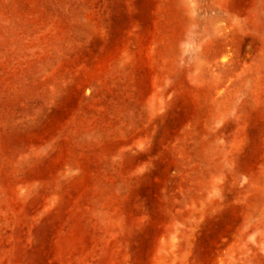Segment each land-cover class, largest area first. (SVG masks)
<instances>
[{"label":"rangeland","instance_id":"rangeland-1","mask_svg":"<svg viewBox=\"0 0 264 264\" xmlns=\"http://www.w3.org/2000/svg\"><path fill=\"white\" fill-rule=\"evenodd\" d=\"M0 264H264V0H0Z\"/></svg>","mask_w":264,"mask_h":264}]
</instances>
